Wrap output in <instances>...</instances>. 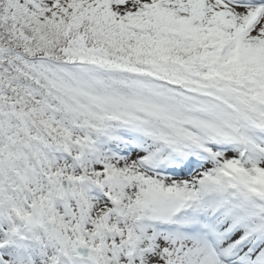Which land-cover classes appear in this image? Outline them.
Segmentation results:
<instances>
[{
    "label": "snow or ice",
    "instance_id": "snow-or-ice-1",
    "mask_svg": "<svg viewBox=\"0 0 264 264\" xmlns=\"http://www.w3.org/2000/svg\"><path fill=\"white\" fill-rule=\"evenodd\" d=\"M0 264H264V0H0Z\"/></svg>",
    "mask_w": 264,
    "mask_h": 264
}]
</instances>
